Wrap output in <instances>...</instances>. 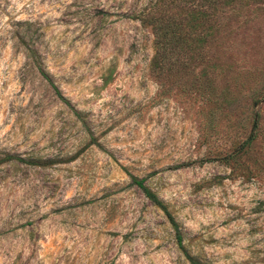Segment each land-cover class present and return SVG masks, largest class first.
<instances>
[{
  "label": "rangeland",
  "instance_id": "374dc122",
  "mask_svg": "<svg viewBox=\"0 0 264 264\" xmlns=\"http://www.w3.org/2000/svg\"><path fill=\"white\" fill-rule=\"evenodd\" d=\"M149 2L0 0V152L54 163L0 165V264H190L131 176L166 203L201 262L264 264V181L227 179L207 160L219 142L202 138L206 105L150 69L153 36L135 18ZM224 9L210 19L221 26L212 53L252 74L245 105L264 78V0ZM256 110L264 127V103Z\"/></svg>",
  "mask_w": 264,
  "mask_h": 264
},
{
  "label": "trees",
  "instance_id": "16d2710c",
  "mask_svg": "<svg viewBox=\"0 0 264 264\" xmlns=\"http://www.w3.org/2000/svg\"><path fill=\"white\" fill-rule=\"evenodd\" d=\"M197 1L199 5H194ZM233 1L236 0H150L135 18L143 27L149 28L153 36L154 53L150 69L154 75L159 79L167 75L176 89L198 96L206 105L207 111L201 114L200 122L202 138L207 142L210 138L219 142L218 151L207 160L217 161L228 169L227 179L251 183L264 181L263 117L256 110L259 104L264 103V78L258 88L250 87V103L241 105L238 97L242 95L244 86L250 83L252 74L241 75L230 68L227 71L222 64L219 68L218 58L212 53L214 47L220 48L221 26L210 19L220 17L226 12L224 7ZM20 42L26 58L47 79L38 51L23 39ZM211 73L215 76H210ZM217 78H223L222 88L216 86ZM240 109H244L246 115L244 119H238L241 123L234 128L236 122L232 115ZM75 114L80 115L77 111ZM223 118L233 121L232 126L228 125L229 131L221 130L218 125ZM17 163L39 167L54 164L51 160L24 159L0 152V165ZM130 178L152 205L163 213L178 250L190 264H206L188 252L184 234L166 203L145 184L144 179Z\"/></svg>",
  "mask_w": 264,
  "mask_h": 264
}]
</instances>
